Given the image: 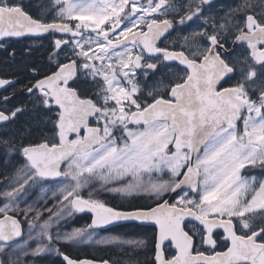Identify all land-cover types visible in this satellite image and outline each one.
<instances>
[{
    "label": "snow or ice",
    "instance_id": "6c2138e0",
    "mask_svg": "<svg viewBox=\"0 0 264 264\" xmlns=\"http://www.w3.org/2000/svg\"><path fill=\"white\" fill-rule=\"evenodd\" d=\"M214 7L0 0V41L53 38L48 65L30 66L22 88L0 77V90L12 89L0 96V264L53 254L62 264H122L62 247L148 250V240L94 239L122 221L155 226L147 264H264V178L244 175L264 172V0ZM45 183L57 186L52 206L29 203ZM97 186L151 203L117 210L95 198ZM85 211L89 224L59 230Z\"/></svg>",
    "mask_w": 264,
    "mask_h": 264
},
{
    "label": "flooded vegetation",
    "instance_id": "af4514ba",
    "mask_svg": "<svg viewBox=\"0 0 264 264\" xmlns=\"http://www.w3.org/2000/svg\"><path fill=\"white\" fill-rule=\"evenodd\" d=\"M27 2V0H26ZM33 2H37V0H33ZM179 2H184V0H179ZM240 0H214L215 7L212 10L213 14H223L224 12L228 11L230 6L235 5L236 3H239ZM193 28L198 27L197 24L192 25ZM61 34H56L57 37H59ZM175 36V33L173 34ZM52 36L50 35H40V36H24L19 38H8L7 41H0V44H3V47H0V77H6L9 79H12L15 81L14 87L19 90L24 85L28 83V81L31 79L32 73L28 70L30 66L35 65L40 69L46 68L48 65V50L51 46L52 42ZM15 52V56L11 55L12 52ZM227 86V85H225ZM12 89H8L7 92L0 90V96L8 95ZM19 94V93H18ZM51 117L52 119L55 118L54 113H49L48 116L42 117L43 119H48ZM32 120V116H24L21 117L20 123H24L26 121ZM52 125L51 123L47 124L46 131L48 129H51ZM49 135H51V132H48ZM245 176H256L257 178H264V172H262L259 168L256 169H246L244 170ZM148 179L143 178V182L147 183ZM112 186L120 187L122 186V182H116ZM44 189H47L46 192H42L41 188L37 187L33 192L30 193L31 199H29V203H33L35 201L38 206L43 207H51L52 204L55 202L53 196L51 193L53 191H56L57 186L54 183H45L43 185ZM98 191L94 193L95 198L104 200L105 202L108 201V197H110V200H118L120 199L119 196L121 193H114L104 190H99V186H97ZM84 195L87 198L88 190H84ZM136 196H144L143 194H132ZM44 196V197H42ZM114 197V198H113ZM134 201V200H132ZM108 206L114 207L117 210L121 211H131L137 207H141L144 205H135L132 207H124V206H116L115 202H106ZM139 203V202H137ZM21 207H24L22 204ZM47 215V214H45ZM91 222V214L90 213H80L76 212L73 214V219L71 220V223L74 225H81L85 226ZM124 228H135L137 230L141 229H147L150 230L153 234L155 228L150 226H140L137 224H124V225H118L114 226L108 229H100L97 230L98 233L104 235L105 237L108 236V233L116 230H121ZM25 233L27 232V224L24 225ZM65 232H68L65 230ZM63 249L70 253L73 257H77L80 259H93L96 261H99L101 259H109V260H117L121 261L122 264H128L130 259H136L132 255H123L119 252L110 251L108 249V246L101 251L98 255H89V256H82V255H75L72 252L69 251L68 246H62ZM150 254V249H149ZM140 261V264H147V260ZM40 264H62L61 258L56 255H50L47 257H44L40 260Z\"/></svg>",
    "mask_w": 264,
    "mask_h": 264
},
{
    "label": "rangeland",
    "instance_id": "374dc122",
    "mask_svg": "<svg viewBox=\"0 0 264 264\" xmlns=\"http://www.w3.org/2000/svg\"><path fill=\"white\" fill-rule=\"evenodd\" d=\"M179 1V0H178ZM181 3V2H179ZM145 179H148L147 176L144 177ZM119 182V181H117ZM116 183V182H115ZM57 190V189H56ZM54 192V191H53ZM116 193V192H114ZM52 195V193H51ZM44 197V196H42ZM112 197V196H110ZM110 197H108L109 202H115L116 206H124V207H132L137 204L139 205H147L150 204L151 201L144 195V196H136V195H124L120 194L118 200H110ZM114 198V197H113ZM134 200V201H132ZM104 201V200H103ZM106 201V202H108ZM139 202V203H137ZM20 219H23V217H20ZM73 219V215L70 217H67L66 219L62 220L60 222V231L65 232L67 230L68 232H71L74 228H80L84 227L81 225L73 224L71 223V220ZM27 233V232H26ZM118 235L122 240L125 241H139V240H148L149 241V249H150V242L152 237V232L147 229H141L137 230L135 228H124L121 230H116L108 233L107 237ZM98 238H106L104 235L96 232L94 239ZM107 246L102 244H80L77 246H68L69 251L72 252L75 255H82V256H89V255H98L101 251H103ZM108 249L110 251L119 252L123 255H132L134 256V253H139L138 259L139 260H147V257L149 256V249H136L134 246L129 244H124L122 246L118 245H112L108 246ZM137 258V257H135Z\"/></svg>",
    "mask_w": 264,
    "mask_h": 264
},
{
    "label": "water",
    "instance_id": "95a60500",
    "mask_svg": "<svg viewBox=\"0 0 264 264\" xmlns=\"http://www.w3.org/2000/svg\"><path fill=\"white\" fill-rule=\"evenodd\" d=\"M27 36H31V35H27ZM80 213H90V212L85 211V212H80ZM124 224H137V225H140V226H150V227H154L155 228V226L150 224V223H142V222H137V221H122V222H118L115 225L107 226L106 229L114 227V226H118V225H124Z\"/></svg>",
    "mask_w": 264,
    "mask_h": 264
}]
</instances>
